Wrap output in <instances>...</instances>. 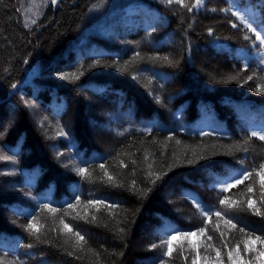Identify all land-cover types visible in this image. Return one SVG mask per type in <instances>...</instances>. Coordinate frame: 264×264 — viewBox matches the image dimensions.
Instances as JSON below:
<instances>
[{
    "label": "trees",
    "instance_id": "trees-1",
    "mask_svg": "<svg viewBox=\"0 0 264 264\" xmlns=\"http://www.w3.org/2000/svg\"><path fill=\"white\" fill-rule=\"evenodd\" d=\"M232 11L264 35V0L192 11L165 0H0V156L12 157L0 160V264H230L237 244L244 260L255 256L242 241L264 239V215L247 208L250 197L264 213L259 177L221 190L264 163V141L251 137L264 129V46ZM225 197L236 204L220 205ZM197 203L223 218L209 221ZM33 216L39 240L25 227ZM202 227L163 256L168 234Z\"/></svg>",
    "mask_w": 264,
    "mask_h": 264
},
{
    "label": "snow or ice",
    "instance_id": "snow-or-ice-1",
    "mask_svg": "<svg viewBox=\"0 0 264 264\" xmlns=\"http://www.w3.org/2000/svg\"><path fill=\"white\" fill-rule=\"evenodd\" d=\"M58 2V0H51L52 4H56ZM165 2L167 4H172V3H176L179 4L181 7L187 8L189 11H192L193 8L199 7L203 4V0H195V3H193L191 5V7L185 2V0H165ZM213 11H215V9H213ZM222 11H231L230 9H222ZM233 16H236L237 19L240 21L241 24L244 25V27L248 30V32L254 34L255 40H253V44L256 43V41L259 42V45L264 46V35H262L261 31H258L256 27H253V24L250 23L245 16L241 15L239 13V11H232L231 13ZM35 20H32L31 23H35ZM26 27L28 26L27 24L25 25ZM232 27H237V25L234 23L232 24ZM262 29H264V25L261 26ZM211 31V30H210ZM245 39H251V37L249 36H245ZM163 59L167 60V57H164ZM62 79H69V77L67 75L62 76ZM71 78H77L76 75L73 73ZM249 80L252 79L251 76L248 77ZM262 91H264V89H262ZM148 131H150V129H148ZM60 135H66L65 132H63L62 130L59 133ZM251 137H257L259 140L264 141V129H261L259 131H252L251 132ZM177 143H179V141H177ZM203 158V157H201ZM12 157L11 156H7V155H3L0 156V160H11ZM122 163V162H121ZM189 163H191V161H189ZM149 167H151V165H149ZM101 169H105V166L103 164L100 165ZM259 169L260 170H264V163L259 165ZM260 170L257 169H253L251 171L245 170L243 172H241L238 176H236L234 178L235 182L234 183H228L225 182V186L222 188L221 191L223 192H227L229 191L231 188L236 187L237 185L243 184L244 181L249 180L252 175L253 172H255V175L259 177V186L260 189L262 190L261 193V203H264V173H262ZM77 174L80 175L83 178H88L91 176V173L88 171V169L86 168H78L77 169ZM105 175L108 177L109 181L113 180V177L111 175H108L107 171L105 170ZM153 174L151 172H149V176H152ZM159 176H156V179H159ZM153 183H155V180L152 181ZM133 186H135V181H133ZM246 191L248 193H252L253 192V185L249 184L247 186ZM79 198L77 197V204H79ZM220 205H227L229 208L234 206L236 204L235 201H230L229 198L225 197L224 199H221L219 201ZM105 204V202L103 200H90L88 201V205H91L93 207H96L97 210H99V206ZM107 208L111 209L113 207H115V205L112 204H108L105 205ZM198 208H201V205L199 203H197L196 205ZM69 208H75L76 205L73 204H69L68 205ZM44 208L47 209V211L49 213H56L58 210L55 208L50 207L48 204L44 205ZM247 208L251 211H254V213L256 215H264V213L261 212V209L259 207H256V202L253 201L250 197L247 201ZM201 214L204 217H207V219L209 221H211L212 215H215L216 217L219 218H223L222 217V212L221 211H214L211 209H207V208H201ZM93 220L96 219L95 216L92 217ZM36 217L33 216L32 220L25 226L26 230L29 232V235L35 236V238L37 240L40 239V229L37 228L36 226ZM224 223L226 225H230L231 228H235L236 225L232 223V219H225ZM60 224L63 225V229L66 230L68 233H72L75 237H76V243L75 245H73V247H80L81 250H83L82 248V242H85L84 240V236H82L78 231L77 232H73L72 227L68 224L64 222V219L61 217L60 218ZM120 231H123V229H121ZM214 231H219V225L217 224L216 228L214 229ZM241 232H244V229L241 228L240 229ZM193 235H199V236H205L206 235V229L205 228H200L197 230V232H176L175 235H172L171 233L168 234V236L162 241L163 245H167L166 250L163 252V256L166 257H171L172 253H173V246H172V241L177 239V237H180L183 240H190V237ZM220 236L221 238H223L224 233L220 232ZM213 238L211 235H207V240L211 241ZM255 242H259L261 245H264V239H262L260 236H255L253 238V236L251 234H248L246 236V239H244L242 241V243L244 244V249L245 252H253L255 251V256L250 259V260H244L243 257H241L240 254V250H239V244H237L232 250H230L227 253L228 259L230 264H237V261H240V264H254V262H260L261 261V257L264 256V249L261 250H255L251 245H253ZM158 245L153 244L151 245L152 248H156ZM225 247H227V244L224 245ZM28 247H31V245H28ZM193 248L198 247L196 245H192ZM183 248V245H181V249ZM207 248H212L215 252H216V259L219 260V257L221 255L220 250L214 248L213 245L209 244L206 246V250ZM70 255L72 253H69ZM210 257L205 256V260H208ZM161 264H167L166 261L161 260ZM192 264H196V259L193 258L192 259ZM220 264H223L222 261H220Z\"/></svg>",
    "mask_w": 264,
    "mask_h": 264
},
{
    "label": "rangeland",
    "instance_id": "rangeland-1",
    "mask_svg": "<svg viewBox=\"0 0 264 264\" xmlns=\"http://www.w3.org/2000/svg\"><path fill=\"white\" fill-rule=\"evenodd\" d=\"M34 70H35V61L30 59L25 67V77L24 78L30 77L32 73L34 72ZM143 233L144 232H140L139 235Z\"/></svg>",
    "mask_w": 264,
    "mask_h": 264
}]
</instances>
